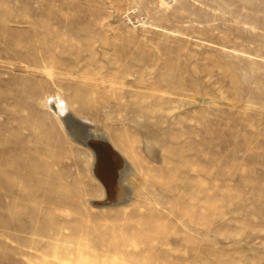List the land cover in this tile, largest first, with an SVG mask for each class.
<instances>
[{
    "label": "rangeland",
    "instance_id": "1",
    "mask_svg": "<svg viewBox=\"0 0 264 264\" xmlns=\"http://www.w3.org/2000/svg\"><path fill=\"white\" fill-rule=\"evenodd\" d=\"M58 96L110 134L134 131L139 154L146 144L181 146L170 138L197 150L182 183L195 191L207 180L201 196L216 202V224L187 234L173 218L169 244L154 243V264H196L175 249L186 237L203 250L202 264H264V0H0V264H60L50 237L60 226L71 234L74 210L79 238L91 242L122 235L142 210L85 202L98 195L85 162L58 130L36 127H52L43 104ZM154 203L147 207L160 211Z\"/></svg>",
    "mask_w": 264,
    "mask_h": 264
},
{
    "label": "bare ground",
    "instance_id": "2",
    "mask_svg": "<svg viewBox=\"0 0 264 264\" xmlns=\"http://www.w3.org/2000/svg\"><path fill=\"white\" fill-rule=\"evenodd\" d=\"M53 63L56 64L57 62L53 60ZM43 106L48 111L49 121H51L49 126L52 127L37 125L38 131L58 130L69 150L74 151L79 159L85 162L87 168L86 178L97 189L98 195L86 197L85 202L92 209L112 210L130 207L131 205L142 208V210H136L129 215L128 219L131 221L127 228L124 227L126 228L125 233L121 230L122 235H114V233L113 236L111 233L112 237L103 235L97 241L92 240L93 242L89 239L87 241L79 238V232L81 233L84 222L79 218V213L74 210V214L77 215L74 218L75 223L67 226L71 234L63 236L62 230L66 227L60 226L50 237V241L54 240L55 244L51 242L49 252L59 259L57 261H60V264H112L109 259L104 257L105 252L117 255L119 257L118 264H154L157 257H159V254L154 253L156 245L158 243L169 244L170 242V234L175 229V225L171 222L174 221L173 218H175V223L177 221L178 224L179 222L180 225L182 224L187 234L193 230L197 233H205L206 228L209 230L214 222L216 224V202L208 203L209 200L206 201L208 198L201 196L206 191L205 184H207V180L204 181V179L200 184H197L195 191H192L193 185L182 183L183 179H189L188 175L192 178L191 173H194L195 170L194 156H197L198 152L191 148L192 145H188L181 138H170L167 139V142L181 146L166 150L164 149L165 142H161L158 150L155 147H149L151 151H148L145 148L148 145L146 144L141 149L142 155V153H138L140 146L136 148L133 146L138 142L135 132L128 128H122V132L116 136L110 134L108 130L98 127L85 118H81L61 96L55 99L46 98ZM138 108L140 109L139 112L144 113V107L139 106ZM146 114L139 116H146ZM37 123L39 122L37 121ZM43 123L46 124V122ZM130 123L139 125L137 120H131ZM179 139L181 142H179ZM146 143H149V141ZM162 151L165 153L163 157L161 155ZM41 158L43 159L44 155ZM52 158L51 160H54ZM201 158L198 157L200 162ZM158 159H161V162L164 163L161 169H156L152 165L153 161ZM30 166L33 167V165ZM197 172L202 178L204 177L205 171L202 167H198ZM29 178L31 177L27 176L25 179L29 180ZM179 180H181L180 184ZM203 200L207 204H203ZM152 201H155L154 204L161 205L160 211L157 208L150 209L147 207V203ZM62 203L63 199L61 200V197H58L55 199L54 205L56 208H62ZM60 236L62 237L59 238ZM77 239H79V242L77 241L79 248H74ZM104 241H107L106 245ZM183 242L188 246H182L178 242L175 249H179L177 246H181L180 248H184L188 254L193 253L191 255H193L196 264H202L205 254H203V250H200L197 242L189 237L184 238ZM154 243L157 244L154 245ZM130 246L133 248L142 247L143 252H127V248ZM124 254H128V257H125ZM214 255L217 256L216 253ZM182 259L187 258L176 257L177 261L173 260L177 264ZM166 260L167 258L163 259V263ZM41 264L52 263L45 262Z\"/></svg>",
    "mask_w": 264,
    "mask_h": 264
}]
</instances>
